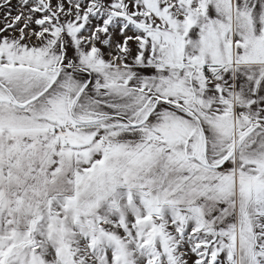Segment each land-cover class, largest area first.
<instances>
[{
	"label": "snow or ice",
	"instance_id": "6c2138e0",
	"mask_svg": "<svg viewBox=\"0 0 264 264\" xmlns=\"http://www.w3.org/2000/svg\"><path fill=\"white\" fill-rule=\"evenodd\" d=\"M0 0V264H264V0Z\"/></svg>",
	"mask_w": 264,
	"mask_h": 264
},
{
	"label": "rangeland",
	"instance_id": "374dc122",
	"mask_svg": "<svg viewBox=\"0 0 264 264\" xmlns=\"http://www.w3.org/2000/svg\"><path fill=\"white\" fill-rule=\"evenodd\" d=\"M16 11H17V9H16V0H13L12 14L15 15ZM5 16H6L5 10H0V26H3V24L5 23Z\"/></svg>",
	"mask_w": 264,
	"mask_h": 264
}]
</instances>
